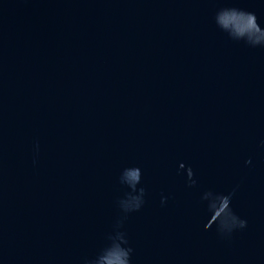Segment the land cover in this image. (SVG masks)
I'll list each match as a JSON object with an SVG mask.
<instances>
[{
	"label": "water",
	"instance_id": "1",
	"mask_svg": "<svg viewBox=\"0 0 264 264\" xmlns=\"http://www.w3.org/2000/svg\"><path fill=\"white\" fill-rule=\"evenodd\" d=\"M223 6L264 27V0H0V264H86L132 165V264H264V47ZM233 189L247 226L205 231L203 192Z\"/></svg>",
	"mask_w": 264,
	"mask_h": 264
},
{
	"label": "clouds",
	"instance_id": "2",
	"mask_svg": "<svg viewBox=\"0 0 264 264\" xmlns=\"http://www.w3.org/2000/svg\"><path fill=\"white\" fill-rule=\"evenodd\" d=\"M213 19L216 28L230 40L243 42L250 47H264V27L258 22L255 13L234 6H223L215 12ZM245 163H250V160ZM179 168L184 169L185 165L181 163ZM118 181L127 189L118 200L123 215L117 219L114 231L108 235V242L86 264H132L133 249L122 228L127 215L139 211L145 203L146 189L142 184L141 168L138 165L124 167ZM186 184L188 187L196 185L191 167L187 168ZM234 192L235 189L227 193L212 190L203 192L200 199L206 202L205 212L208 216L203 226L205 231L215 225L219 236L229 238L233 232L247 226V220L232 209ZM166 200L167 197L161 196L162 205Z\"/></svg>",
	"mask_w": 264,
	"mask_h": 264
}]
</instances>
